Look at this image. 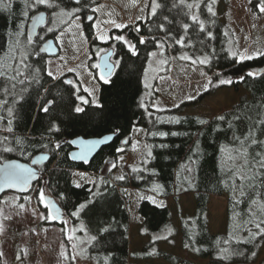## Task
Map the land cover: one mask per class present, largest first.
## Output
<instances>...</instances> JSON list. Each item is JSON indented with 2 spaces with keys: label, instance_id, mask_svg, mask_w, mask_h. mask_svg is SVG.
Returning a JSON list of instances; mask_svg holds the SVG:
<instances>
[{
  "label": "trees",
  "instance_id": "trees-1",
  "mask_svg": "<svg viewBox=\"0 0 264 264\" xmlns=\"http://www.w3.org/2000/svg\"><path fill=\"white\" fill-rule=\"evenodd\" d=\"M98 1L51 0L49 6L29 9L25 0H0V161L16 158L30 162L40 152L50 154V162L40 169V179L44 178L46 189L59 201L72 224L95 237L86 250L87 261L92 264H132L130 259L196 264L161 249L158 240L149 241L138 251H130V220L123 191L127 186L136 188L141 196L144 192L161 198L185 193L194 196V213L180 214L179 226L173 224L170 208L141 197L138 213L143 218V234L166 230L170 242L179 233L183 249L195 258L207 260L206 264H253L264 245V234L256 235L255 227L257 223L264 227V169H260L258 163L259 157H264V54L239 61L238 55L227 49L230 29L220 21L214 0L201 1L195 21L187 2L158 0L154 15L137 22L135 28L129 25L119 32L133 42L135 53L123 41H115L118 64L108 82L100 83V104L88 101L84 103V111L77 113L75 108L82 92L68 83L66 76L54 82L46 73L47 57L39 52V45L54 36L55 31H47V26L50 15L60 10L78 9L73 15L82 18L85 34L92 38L96 19L93 7ZM9 3L11 6L7 7ZM27 3L30 5L32 0ZM250 5L253 12L259 13L264 0H252ZM40 9L49 12V22L30 42L27 25L30 16ZM25 12L28 15H24ZM141 37L145 38L144 43H140ZM159 40L166 51L164 73L170 68L169 46L178 60L190 62L192 59L201 64L200 61L207 58L203 64L206 72L219 71L212 75L209 89L196 100L185 101L174 108L153 109L144 99L143 75L149 55ZM17 41L31 43L21 73H17L10 62L21 50ZM95 44L92 41L90 46L92 61L97 56ZM225 87L235 91L242 88L247 95L231 110L212 119L184 113L205 95ZM49 101L53 103L45 113L42 107ZM221 116L225 119L219 120ZM201 120L207 123L201 124ZM135 126L145 129V157L122 174L124 179H113L109 173H104L105 166L109 160H116L129 150ZM109 133L117 136L89 162H74L70 158L73 150L70 140ZM245 137L249 139L245 141ZM252 139H256L257 144H252ZM56 143L59 148H55ZM7 148L12 151H5ZM74 170L94 173V184L74 186ZM241 175H255V179L241 181ZM211 195H227L224 233L210 231ZM105 228L107 231L102 230ZM244 240L248 242L237 243ZM224 248L243 254L224 260L221 258ZM252 252L256 255L252 256Z\"/></svg>",
  "mask_w": 264,
  "mask_h": 264
},
{
  "label": "rangeland",
  "instance_id": "rangeland-1",
  "mask_svg": "<svg viewBox=\"0 0 264 264\" xmlns=\"http://www.w3.org/2000/svg\"><path fill=\"white\" fill-rule=\"evenodd\" d=\"M183 1L188 5H195L191 8L192 13L195 17L199 15L202 0ZM251 1L214 0V10L220 21L230 29L227 49L232 54L236 53L239 61L264 54V12L260 10L259 13L253 12ZM155 3L159 5L158 0H155ZM50 4L51 0H47L42 6ZM152 6L153 0H99L93 7L96 19L93 24L92 38L86 36L82 18L74 16L73 12L71 16L64 15L65 11L62 10L50 15L51 20L47 31L49 29L55 31L54 37L60 51L57 56L46 58V73L48 75L51 73L50 76L53 79L66 76L76 86L77 91L82 92L78 98L77 107L83 108L84 103L88 101L93 105L100 104V83L105 81L100 79L99 68L95 67L98 65L100 55L115 48L117 40L115 37L117 36L125 38L127 43L123 42L128 48L129 44L134 46L126 34L119 32L129 25L135 28L137 22H144L148 16L153 15ZM116 24L125 27L117 28ZM101 36L105 39H101ZM28 40L30 41L29 38ZM29 41H17L21 50L16 55L17 57L13 58L14 60L10 59L11 67L17 73L24 70L27 50L31 48V41ZM92 41L96 42L94 49L97 52L96 59L93 61V49L90 48ZM168 52L170 68L167 73H164V66L167 63L166 51L164 43L159 40L156 49L149 55L143 75L144 99L153 109L174 108L185 101L196 100L209 89L212 75L219 72L208 74L203 67L204 63L199 64L192 59L190 62L178 60L171 53L170 46ZM112 61L117 66V59L112 58ZM246 95L247 92L242 88L238 91L229 87L221 88L205 95L199 103L188 106L184 113L212 119L231 110ZM143 106L147 105L143 102ZM144 135L145 129L135 126L131 137V147L116 160H109L104 173H109L114 179L140 163L147 152ZM56 145L57 143L54 144L55 148H57ZM95 179L96 175L91 172L74 170L72 173V184L77 187L86 184L91 187ZM43 181L44 178L40 179L33 189L23 196L8 192L1 198L0 258L2 264H69L70 256L75 264H92L87 261L86 250L93 242L91 239L93 236L84 229L81 232L80 226L72 225L70 228L68 215L62 227L55 224L44 203V198L43 201L40 198L41 190L44 196L51 195ZM123 191L130 220V251H138L149 241L158 240L159 247L167 252L179 255L196 264L207 263V260L195 258L183 249L179 233L174 235L170 242L167 240L168 231L166 230L150 235L142 233L143 218L138 213L141 197L153 199L152 201L161 205L160 207L170 208L173 213V224L179 226L180 214L194 213L192 193L157 199L158 197H153L149 192H144L141 196L139 191L131 186L124 187ZM81 209L79 207V210ZM227 217V195H211L209 198L210 231L214 234L224 233L227 228ZM130 262L132 264H169L161 259L139 261L130 259ZM253 264H264V245Z\"/></svg>",
  "mask_w": 264,
  "mask_h": 264
},
{
  "label": "water",
  "instance_id": "water-1",
  "mask_svg": "<svg viewBox=\"0 0 264 264\" xmlns=\"http://www.w3.org/2000/svg\"><path fill=\"white\" fill-rule=\"evenodd\" d=\"M42 16V19H41ZM49 22V12L45 9H40L35 11L31 16H30V20L28 22L27 25V34L28 37L31 41H34L35 38L37 37L39 31L41 28L45 27ZM144 39V37H143ZM59 46L55 40V37H48L46 38L44 41H42V43L39 45V52L43 53L46 55V57H52V56H57L59 54ZM115 52L113 49L108 50L107 52L103 53L102 55H100L99 57V61H98V65H101V67L99 68L100 74L101 72H104L106 78H110L116 69V66L114 64V62L112 61V58L114 56ZM108 60L110 63L114 64L113 67V71H112V75L111 76H107V72L104 69L103 65L105 63V60ZM219 73V72H216ZM59 78L54 79V82L57 81ZM48 86H46L45 88V92L43 95H45ZM37 111V110H36ZM106 136H111L112 139L108 140L104 143H100L98 144L91 153L88 154L86 159H72V154L73 153H79L80 152V144L79 141L80 140H85V141H102L104 139V137ZM117 136L116 133H109V134H105L103 136L100 137H90V138H84L82 136L76 137L72 140H70V143L73 147V150L70 152V158L74 161V162H89L103 147L109 145L110 143L113 142V140L115 139V137ZM72 141H77V143H72ZM41 156H46L47 159H40ZM50 154L47 152H40L38 154H36L32 160L30 162H25L16 158H8L5 159L4 161H0V200L2 198V196L9 192V191H14L17 192L19 194H27L30 192L31 188L33 187V185L35 183H37L40 179V175H41V171L40 168L45 167L49 162H50ZM33 161H36V163H33ZM17 163V164H22L25 165L29 168H32L35 172H36V177L32 180H30L28 185L25 186H20V185H15V186H9L8 183L5 182L4 180V176H3V169L5 166L11 164V163ZM44 203L46 204L50 216L52 218V220L55 223H61L64 221L65 217H66V212L63 209V207L61 206V204L59 203V201L52 195H45L44 196Z\"/></svg>",
  "mask_w": 264,
  "mask_h": 264
},
{
  "label": "snow or ice",
  "instance_id": "snow-or-ice-1",
  "mask_svg": "<svg viewBox=\"0 0 264 264\" xmlns=\"http://www.w3.org/2000/svg\"><path fill=\"white\" fill-rule=\"evenodd\" d=\"M46 2H47V0H32V3L30 5H28L27 0H25L26 7H33V8H35L38 5H44V4H46ZM77 2H78V0H77ZM10 6H11V4L9 3L7 5V7H10ZM194 6L195 5H191V4L188 5L189 8H192ZM157 7H159V5L155 3V0H153V6H152V10H151L153 15L156 13ZM259 10L261 12H264V5H261ZM75 11H78V9H73L72 10V12H75ZM209 11H211L210 7H209ZM72 12L65 11L63 14L67 15V16H71ZM24 15H28V13L25 12ZM41 19H42V16H41ZM88 19H92V17H88ZM165 19H167V18L165 17ZM192 19L195 21L197 18L195 16H193ZM115 27L121 28V27H125V26L124 25H120V24H116ZM184 27L187 28L188 25H185ZM161 28H163V25H161ZM201 29H203V24H201ZM49 31H52V29H49ZM209 35H211V33H209ZM100 38L101 39H105V37H103V36H101ZM115 39L120 40V41H125V38L123 36H117V37H115ZM144 42H145L144 39L141 38L140 43H144ZM125 43H127V41H125ZM129 48H130V50L133 51V53H135V48H134L133 45L129 44ZM153 55H154V53H153ZM233 55H236V53H233ZM184 58H187V57H184ZM247 58L250 59L251 57H247ZM200 62L201 63H206L207 61L203 60V61H200ZM95 67L100 68L101 65H95ZM103 67H104V69L107 72V76H111L114 64L110 63L106 59ZM49 75H51V73H49ZM250 75H252V74L250 73ZM100 79L105 80L106 83L108 82L104 72H101ZM228 82H230V81H221V83H228ZM68 83L71 84L72 82L68 81ZM189 99H192V97H189ZM52 103H53L52 101H49L47 105L42 107V111L45 112V113H48L50 111L48 105H51ZM178 106L179 105H177V107ZM83 111H84V109L81 108V107H76L75 108V112H77V113H81ZM218 119L219 120H224L225 118L223 116H221V117H218ZM176 122H179V121H176ZM200 123L201 124H206L207 121L201 120ZM262 123H264V122H262ZM49 130H52V129L50 128ZM159 134L160 135H166V133H159ZM173 134H175V133H173ZM153 135H155V133H153ZM249 135L251 136L252 134L250 133ZM111 139H112L111 136H106V137H104V139L102 141L80 140L79 144H80V149L81 150H80L79 153H73L72 154V159H86L88 154L91 153L93 151V149L98 144L104 143V142H106L108 140H111ZM248 139H249V137H245V141H247ZM245 141H241V143L243 144ZM72 143H77V141H72ZM251 143L252 144H257V140L256 139H252ZM56 147L59 148L60 145L57 144ZM161 147H165V145H161ZM5 151H12V149L11 148H7V149H5ZM151 154H152L151 152L148 153L149 156H151ZM257 156L259 157V154H257ZM40 159H47V157L46 156H41ZM33 163H36V161H33ZM245 163L247 164L248 161L246 160ZM258 163H259V168L260 169H264V157H259ZM113 167H115V165H113ZM2 171H3L4 180H5L6 183L9 184V186H15V185L25 186V185L29 184L30 180H32V179H34L36 177V172L32 168H29V167H27L25 165L17 164V163H14V162L9 164V165H7V166H5ZM116 179L122 180V179H124V177L123 176H118V177H116ZM245 179L253 180V179H255V175H253L251 177H245L243 175L240 176V180L241 181H243ZM250 186L254 187V185H250ZM241 195H244L243 191H241ZM40 198L43 201L44 193H43L42 190L40 191ZM253 203H255V201H253ZM84 206L85 205H83V204L80 205L81 208H83ZM255 227L258 229V232L256 233V235L264 234V227H261V225L259 223H257L255 225ZM102 230L103 231H107L106 228L102 229ZM252 238L254 239V236ZM91 239L94 240L95 237H92ZM247 242H248L247 240L237 241V243H247ZM234 254H241L242 255L243 253H234L232 250H230L228 248L221 249V258L224 259V260H229L231 258V256L234 255ZM251 255L255 256L256 253L252 252Z\"/></svg>",
  "mask_w": 264,
  "mask_h": 264
},
{
  "label": "flooded vegetation",
  "instance_id": "flooded-vegetation-1",
  "mask_svg": "<svg viewBox=\"0 0 264 264\" xmlns=\"http://www.w3.org/2000/svg\"><path fill=\"white\" fill-rule=\"evenodd\" d=\"M114 50H115V48H114ZM114 58H115V56H114ZM67 80L69 81V79L67 78ZM9 192H14V191H9ZM8 193V192H7ZM15 193H17V192H15ZM17 194H19V193H17ZM20 196H23V194H19ZM47 210H48V208H47ZM48 212H49V210H48ZM66 216H67V214H66ZM68 224L70 225V228H71V226L73 225L72 224V222H71V219L68 217ZM55 224H57V225H59V226H63V222H61V223H55ZM69 264H75V262L73 261V258L70 256V260H69Z\"/></svg>",
  "mask_w": 264,
  "mask_h": 264
},
{
  "label": "crops",
  "instance_id": "crops-1",
  "mask_svg": "<svg viewBox=\"0 0 264 264\" xmlns=\"http://www.w3.org/2000/svg\"><path fill=\"white\" fill-rule=\"evenodd\" d=\"M157 199H162V198L158 197ZM150 200H151V199H150ZM152 200H153V199H152ZM152 200H151V201H152ZM152 202H153V204H155L154 201H152ZM155 205H157V204H155ZM157 206H161V205H157ZM162 207H163V206H162ZM174 225H176V224H174ZM177 226H178V225H177Z\"/></svg>",
  "mask_w": 264,
  "mask_h": 264
}]
</instances>
